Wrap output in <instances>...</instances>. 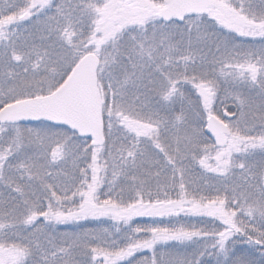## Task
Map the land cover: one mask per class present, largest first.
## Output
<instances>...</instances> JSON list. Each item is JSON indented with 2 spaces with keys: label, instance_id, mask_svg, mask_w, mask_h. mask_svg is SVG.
I'll return each mask as SVG.
<instances>
[{
  "label": "snow or ice",
  "instance_id": "1",
  "mask_svg": "<svg viewBox=\"0 0 264 264\" xmlns=\"http://www.w3.org/2000/svg\"><path fill=\"white\" fill-rule=\"evenodd\" d=\"M0 264H264V0H0Z\"/></svg>",
  "mask_w": 264,
  "mask_h": 264
}]
</instances>
